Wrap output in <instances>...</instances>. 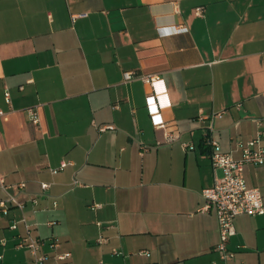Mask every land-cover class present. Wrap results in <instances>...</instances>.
I'll return each mask as SVG.
<instances>
[{"label": "crops", "instance_id": "0c3cea01", "mask_svg": "<svg viewBox=\"0 0 264 264\" xmlns=\"http://www.w3.org/2000/svg\"><path fill=\"white\" fill-rule=\"evenodd\" d=\"M0 109V201L23 203L0 209V264H35L26 225L44 264H212L206 140L241 160L264 134V0H0ZM243 177L264 203V164ZM234 224L230 264H264V214Z\"/></svg>", "mask_w": 264, "mask_h": 264}, {"label": "built area", "instance_id": "2783aa9c", "mask_svg": "<svg viewBox=\"0 0 264 264\" xmlns=\"http://www.w3.org/2000/svg\"><path fill=\"white\" fill-rule=\"evenodd\" d=\"M204 13V7H197L195 14L201 16ZM177 33L187 31V28L182 26H174ZM127 79L133 78V73L126 74ZM144 81L148 83L152 89L150 95L147 97V105L152 117L153 123L156 128H166L167 123L163 120L160 111L164 109L166 102L161 100L165 98L167 93L164 92L163 88H158V85L162 80L154 75H148L143 77ZM157 99H159L160 104ZM5 100L7 103L11 102V95L7 91L5 93ZM29 114L34 124H39L38 112L35 109H30ZM4 115L0 109V117ZM114 130V126H103L100 127L101 131ZM264 136L263 132H259L258 135L251 139L243 148V157L241 160H235L229 153L222 151L219 143L213 138L209 137L206 143L211 147V159L215 171L221 170L222 175L216 174L214 184L205 188L202 191V197L205 199L206 204L200 209V211H208L212 206L216 209V216L218 221V230L220 235L219 243L215 250L219 255L218 261H213L212 264H230L235 257V252L229 248L230 239L236 234V228L234 220L240 215L257 216L264 214V203L262 193L258 188H249L246 185L243 177V166L245 164L263 165L264 164V146L260 145L261 138ZM168 140H175L174 133L168 135ZM185 148L190 145H184ZM192 148V147H191ZM66 164H62V168ZM57 170H55L56 172ZM48 183H44L42 188L47 191L49 188ZM23 189L25 183L15 185ZM7 188V187H5ZM15 205L22 208L23 203L19 202L15 197L10 196L8 200L0 201V209L4 215L9 213V205ZM16 224H14V228ZM28 236L22 239L21 245L27 247L30 251L31 257L35 264H44L47 257L40 253L43 241L35 239L30 236L29 226L26 225ZM55 242V241H54ZM57 246V242L53 244ZM139 257L150 256L149 251L141 250L136 253ZM70 257V254L59 256L60 260H64ZM0 259L2 257L0 256Z\"/></svg>", "mask_w": 264, "mask_h": 264}, {"label": "rangeland", "instance_id": "374dc122", "mask_svg": "<svg viewBox=\"0 0 264 264\" xmlns=\"http://www.w3.org/2000/svg\"><path fill=\"white\" fill-rule=\"evenodd\" d=\"M222 175V173H220L218 176H221ZM72 231L74 232V233H77V231L75 230V229H72ZM104 264H107L105 261H104Z\"/></svg>", "mask_w": 264, "mask_h": 264}]
</instances>
